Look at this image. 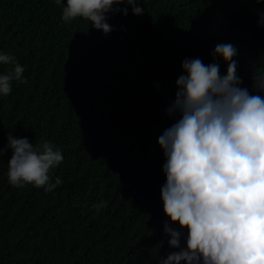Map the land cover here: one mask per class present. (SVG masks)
Returning a JSON list of instances; mask_svg holds the SVG:
<instances>
[{
  "label": "trees",
  "instance_id": "obj_1",
  "mask_svg": "<svg viewBox=\"0 0 264 264\" xmlns=\"http://www.w3.org/2000/svg\"><path fill=\"white\" fill-rule=\"evenodd\" d=\"M137 2L142 15L110 14L103 34L83 18L62 20L54 0H0V51L24 67L0 96V148L10 133L48 140L63 156L50 170L63 183L50 192L10 184L11 149L0 156V264H157L176 250L163 231L157 137L178 118L166 109L181 62L215 59L223 74L213 50L231 42L241 85L253 91L264 0Z\"/></svg>",
  "mask_w": 264,
  "mask_h": 264
},
{
  "label": "clouds",
  "instance_id": "obj_2",
  "mask_svg": "<svg viewBox=\"0 0 264 264\" xmlns=\"http://www.w3.org/2000/svg\"><path fill=\"white\" fill-rule=\"evenodd\" d=\"M54 2L65 22L80 17L103 34L112 30L106 22L110 14L127 15L129 7L133 15L144 12L137 0ZM258 16V26L264 27V12ZM236 55L231 42L215 45L213 56L226 65L223 74L215 59L181 62L175 99L166 109L178 118L157 137L165 176L160 199L168 217L163 231L176 250L157 264H264V70L253 74L250 91L241 85ZM0 66V96H6L13 81L24 80V67L5 51H0ZM6 140L0 156L11 149L10 184L50 192L63 183L50 172L63 161L59 147L10 133ZM105 205L100 200L92 207L99 212ZM176 223L178 229L172 226Z\"/></svg>",
  "mask_w": 264,
  "mask_h": 264
}]
</instances>
